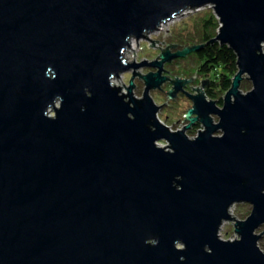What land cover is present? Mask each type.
<instances>
[{
  "label": "water",
  "instance_id": "water-1",
  "mask_svg": "<svg viewBox=\"0 0 264 264\" xmlns=\"http://www.w3.org/2000/svg\"><path fill=\"white\" fill-rule=\"evenodd\" d=\"M209 7L210 42L126 60L134 39ZM215 43L238 58L222 106L208 81L185 91L197 73L165 70ZM169 82L168 100L193 102L178 131L151 92ZM262 226L264 0H0V264H264Z\"/></svg>",
  "mask_w": 264,
  "mask_h": 264
},
{
  "label": "rangeland",
  "instance_id": "rangeland-1",
  "mask_svg": "<svg viewBox=\"0 0 264 264\" xmlns=\"http://www.w3.org/2000/svg\"><path fill=\"white\" fill-rule=\"evenodd\" d=\"M210 10H212L211 7L199 9V11H188L178 16L175 20L166 23L155 33L149 34V39L153 41H159L155 43V47L149 46L153 44V42L149 39L141 41H137L136 39H134L133 49L135 50V52L134 50L132 51V49H129L125 54V58L127 57L130 60V63H133L134 61H136L137 63H141L146 60L155 61L159 58L158 56L162 53V49H166V47L170 44L181 45L182 43L180 41V35L185 36L189 32H194L196 29V22L199 21V19L203 17L206 12H210ZM179 45L177 46V51L182 49V47H179ZM176 50H173V52H176ZM197 65L198 58L195 56V54H189V56H187L186 58H179V60H175L171 63H168V65L165 66V70H167V76L169 75L171 79H175L176 76L177 78L180 77L182 79L189 80L197 73ZM137 71L143 75H146L150 71H153V69L146 67L141 68ZM133 73L134 71L125 72V74H122L119 78H116L114 82H116V84L120 85L121 87H124V85L129 86ZM202 80L203 79L197 75L195 78V82L188 85V88L185 91L189 93H194L191 86L196 88L201 87ZM135 82L136 89L134 93L137 97L142 98L144 95L143 92L146 87L145 82H143L142 78H139V76L136 78ZM171 86L172 85L169 82L162 87L163 91L161 89H158L153 90L151 92L155 103H157L158 106H164L159 111V117L161 121L171 127L172 130L178 131L188 125V122L185 120V115L187 114L189 109H192L193 102L190 101L182 93H180L174 100H168V93L169 90L172 88ZM125 91L126 89L124 90V92ZM52 115H54V112H52ZM215 118L217 121L218 118ZM201 129L202 126L198 129L197 132H195V134L192 135L188 132V135L191 138L196 137L198 135L197 133ZM166 144L167 143L165 141L160 142V145L162 146H165ZM231 210L232 214L237 219L245 220L251 215L253 209L251 204H239L234 206ZM263 231L264 226L259 229L258 233H262ZM220 232L221 238L224 240L228 241L235 240L238 238L237 234H235L234 231V223L232 222L225 223L221 228ZM259 246L261 251L264 252V236L260 240Z\"/></svg>",
  "mask_w": 264,
  "mask_h": 264
},
{
  "label": "trees",
  "instance_id": "trees-1",
  "mask_svg": "<svg viewBox=\"0 0 264 264\" xmlns=\"http://www.w3.org/2000/svg\"><path fill=\"white\" fill-rule=\"evenodd\" d=\"M221 24L212 10L206 12L203 17L196 22L194 32H189L187 35H180L182 49L189 46L208 43L218 35V30ZM170 47V46H169ZM198 58L197 75L208 81L205 88L207 97L210 100L218 101L220 106L223 105L224 95L230 90L234 76L238 72L237 56L228 46H221L219 43L211 44L200 53L195 54ZM241 89L246 93L252 90V84L245 79ZM200 125L192 128L190 134H195L200 128Z\"/></svg>",
  "mask_w": 264,
  "mask_h": 264
},
{
  "label": "bare ground",
  "instance_id": "bare-ground-1",
  "mask_svg": "<svg viewBox=\"0 0 264 264\" xmlns=\"http://www.w3.org/2000/svg\"><path fill=\"white\" fill-rule=\"evenodd\" d=\"M130 49H132V51L134 50V49H133V42H132V44H131ZM126 60L130 61L127 57H126ZM114 81H115V80H114ZM115 83H116V82H115Z\"/></svg>",
  "mask_w": 264,
  "mask_h": 264
},
{
  "label": "flooded vegetation",
  "instance_id": "flooded-vegetation-1",
  "mask_svg": "<svg viewBox=\"0 0 264 264\" xmlns=\"http://www.w3.org/2000/svg\"><path fill=\"white\" fill-rule=\"evenodd\" d=\"M177 51V50H176ZM203 82V81H202ZM172 87V86H171ZM188 88V86H186V88H185V90ZM182 94H184L186 97H187V95L185 94V93H183V92H181ZM188 98V97H187ZM189 99V98H188ZM190 100V99H189ZM196 127V126H195ZM194 128V127H193ZM191 131V130H190Z\"/></svg>",
  "mask_w": 264,
  "mask_h": 264
},
{
  "label": "built area",
  "instance_id": "built-area-1",
  "mask_svg": "<svg viewBox=\"0 0 264 264\" xmlns=\"http://www.w3.org/2000/svg\"><path fill=\"white\" fill-rule=\"evenodd\" d=\"M166 23H168V22H166ZM163 25H165V24H163ZM163 25H161V27H163Z\"/></svg>",
  "mask_w": 264,
  "mask_h": 264
}]
</instances>
